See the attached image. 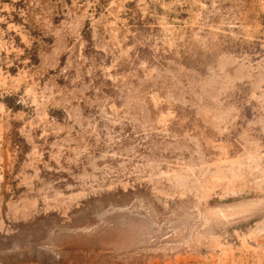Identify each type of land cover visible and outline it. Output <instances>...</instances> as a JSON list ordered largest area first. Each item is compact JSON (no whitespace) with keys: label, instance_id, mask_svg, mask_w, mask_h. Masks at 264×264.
<instances>
[{"label":"rangeland","instance_id":"obj_1","mask_svg":"<svg viewBox=\"0 0 264 264\" xmlns=\"http://www.w3.org/2000/svg\"><path fill=\"white\" fill-rule=\"evenodd\" d=\"M205 2L203 10L185 5L170 11L155 0L147 9L130 0L129 11L120 14L136 33L128 43L164 37L168 25L198 12L209 24H240L233 29L238 36L255 37H241L232 56L238 74L253 72L264 28L253 32L248 24H264V12L257 8L252 17L244 15L247 4L216 0L213 8L212 0ZM66 3L40 0L26 22L12 18L27 30L28 44L13 35L28 65L7 74L42 71V78L40 98L26 89L20 96L24 119L10 121L0 135V264H264L259 101L252 102L255 115L230 122L211 91L193 106L162 79L141 86L133 78H143L140 70L129 82L146 106L133 97L128 107L118 103L119 111L108 107L105 94L123 88L116 75L132 72L152 50L137 44L97 94L88 85L100 80H76L75 68L61 72L76 28L71 0ZM90 24L80 29L85 39ZM14 55L0 51L5 60ZM150 92L156 95L148 99ZM49 93L54 97L45 99ZM123 95L129 97L127 90Z\"/></svg>","mask_w":264,"mask_h":264},{"label":"clouds","instance_id":"obj_2","mask_svg":"<svg viewBox=\"0 0 264 264\" xmlns=\"http://www.w3.org/2000/svg\"><path fill=\"white\" fill-rule=\"evenodd\" d=\"M21 2L25 7H19ZM129 2L130 0H71L76 28L69 33L72 44L70 48H65L69 53L68 64L61 72L75 68L76 80L82 79L85 75L100 80L99 86L93 85L91 80L88 86L93 87L97 94H101L106 87L105 81L112 79L113 70L120 66L121 58L127 56L137 44L147 45L152 50L151 53L141 59L132 72L116 75L123 88L112 96L105 94V103L108 107L119 111L117 104H120L121 109L128 107L133 97L140 105L146 106L143 99L135 96L139 88L129 82V77L133 76V73L142 70L143 78L133 76L140 80L141 86L150 79H162L170 91L174 90L186 97L185 102L193 106L205 100L207 92L211 91L217 103L228 111L230 122L235 120L243 122L246 115H255L257 108L252 107V102L258 100L260 111L258 122L264 125V40L260 43V51H253V55L259 56L256 69L244 75L235 71L232 56L238 55L240 51L237 41L241 37L244 39L255 37L246 36L244 33L238 36L233 29H239L240 24L226 25L224 22L209 24L201 20L198 12L189 20L168 25L167 35L164 37L149 36L146 40H137L129 44L130 37H135L136 33L130 31L127 20H122L120 15L129 11L125 7ZM136 2L143 9H147L151 0H136ZM155 2L170 11H176L177 7L180 11H184L185 5L199 10L208 8L205 0H163V2L155 0ZM223 2L236 8L247 4L248 8L244 15L251 14L252 17H255L257 8L264 12V0H223ZM39 3L40 0H0V24H6V28L0 27V44L4 45L0 47V51L15 53L8 60L0 56V135L6 131L10 121L24 119L20 113L26 105L21 102L20 96L26 89H31L37 98H40L42 71L21 69L17 77L7 74L8 68L19 67L21 63L25 67L28 65L26 59L23 61L20 59L24 50L16 46L15 35H18L24 44H28L29 36L23 24L13 21V15L20 16L26 22L31 9ZM64 6L67 7L66 0ZM97 7L100 9L99 13ZM212 7H216V0H212ZM232 10V8L228 9V11ZM85 21L91 22L86 30L87 39L80 33ZM248 27L255 32L264 28V24L257 25L253 19ZM6 36L7 41H5ZM261 36L264 37V32ZM148 40L154 42L149 45ZM86 48L88 55H85ZM109 56L112 57L110 64L106 63ZM97 72L100 73L99 76L95 75ZM229 81L230 84L226 87ZM125 90L129 93L128 98L123 95ZM54 95L49 93L45 99ZM152 95L156 93L150 92L148 99ZM162 162L166 163V161Z\"/></svg>","mask_w":264,"mask_h":264}]
</instances>
